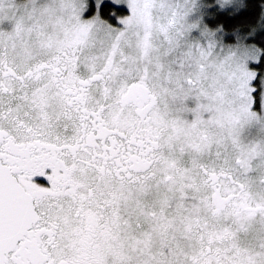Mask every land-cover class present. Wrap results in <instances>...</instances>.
Listing matches in <instances>:
<instances>
[{
    "label": "snow or ice",
    "instance_id": "1",
    "mask_svg": "<svg viewBox=\"0 0 264 264\" xmlns=\"http://www.w3.org/2000/svg\"><path fill=\"white\" fill-rule=\"evenodd\" d=\"M264 0H0V264H264Z\"/></svg>",
    "mask_w": 264,
    "mask_h": 264
},
{
    "label": "trees",
    "instance_id": "2",
    "mask_svg": "<svg viewBox=\"0 0 264 264\" xmlns=\"http://www.w3.org/2000/svg\"><path fill=\"white\" fill-rule=\"evenodd\" d=\"M256 70H257L259 73H264V65H261L260 67L256 68Z\"/></svg>",
    "mask_w": 264,
    "mask_h": 264
},
{
    "label": "rangeland",
    "instance_id": "3",
    "mask_svg": "<svg viewBox=\"0 0 264 264\" xmlns=\"http://www.w3.org/2000/svg\"><path fill=\"white\" fill-rule=\"evenodd\" d=\"M255 71H257L256 69H254ZM258 72V71H257Z\"/></svg>",
    "mask_w": 264,
    "mask_h": 264
}]
</instances>
